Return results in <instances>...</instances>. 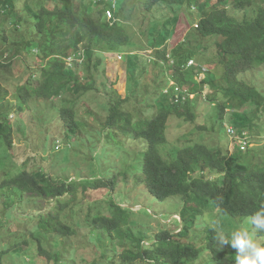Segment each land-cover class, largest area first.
I'll return each instance as SVG.
<instances>
[{"label":"trees","instance_id":"trees-1","mask_svg":"<svg viewBox=\"0 0 264 264\" xmlns=\"http://www.w3.org/2000/svg\"><path fill=\"white\" fill-rule=\"evenodd\" d=\"M169 3H177L189 14L191 9L194 10V17L189 19L192 33L197 38H208L214 44V58L221 67L219 76L208 73L203 80L196 82L187 67L188 62L208 45L203 44L202 48L197 42L191 46L186 40L167 47L171 30L165 29L164 24H174L177 19L176 16L170 20ZM101 5L102 10L94 15L93 7ZM0 9L13 23L10 36H5L4 32L0 36L9 42V50L15 51L11 57L22 51H35L38 62L36 74L27 73L28 65L20 60L18 76L10 81L5 78L17 99L16 108L24 112L30 109V102L43 101L52 116L56 115L63 122V138L67 142L86 138L90 139L88 144L95 140L97 144L104 141L106 144L123 142L127 145L141 139L145 146L141 147V173L134 178L135 183L143 185L159 201L180 196L183 202L179 212L180 231L161 230L150 245L143 246L144 234L133 231L130 215L113 199L104 204L98 201L84 210L75 208L81 204L76 199L79 188L81 192L105 188L111 194L122 180L119 177H126L128 172L115 171L101 177L68 181L55 180L41 169L29 170L25 164L13 172L0 169V194L4 196L8 209L25 194L56 203L54 211L47 216L40 215L36 231H30L36 253L45 264H68L62 260L60 251L51 252L44 243L50 234L75 235L74 226L68 222L71 216L74 218L82 211L85 212L82 218L84 227L114 240L116 251L112 257L101 253L81 264H195L200 248L186 239L194 223L192 216L224 214L251 220L264 205V155L258 156L248 147L241 150L236 144V151L230 152L227 142L207 145L204 141L189 138L178 143L177 149L164 158L159 145L167 142L169 118L194 122L197 116L189 105V98L176 101L173 85L165 84L163 76L142 83L149 62L154 59L152 63L158 72L163 68L162 64L167 65L172 81L194 96L201 94L207 85L211 93L206 96L215 105L214 120L222 121L224 128L228 124L241 133L244 129L257 127V120L264 122L261 117L264 114V93L241 79L240 74L264 65V0H115L114 7L110 0H96L94 5L92 0H36L34 3L24 0L22 15L15 8V0H0ZM229 9L241 12V17H236ZM108 10L112 13L110 20L105 15ZM134 12L141 14L142 19L148 16V27L143 32V35L147 33L145 49H152L154 57L138 53L127 93L122 96L112 89L108 93L105 117L96 120L97 128L88 129V124L77 118L76 106L82 95L95 88L90 69L99 66L100 53L123 52L132 46V35L124 21L133 17ZM159 24H162L161 28L155 31ZM21 27L23 29L18 33ZM80 51L84 61L67 65L65 59ZM123 55L127 70L129 52ZM93 57L96 61L92 63ZM10 64L11 58L6 62L1 59L0 70H8ZM1 92L0 83V142L11 150L13 126L8 120L10 109L1 103L8 93L2 95ZM228 107L230 112L225 116ZM225 118L228 121L224 122ZM195 128L206 129L204 126ZM75 226L79 227L80 223L76 222ZM213 228L210 224L205 227V247L212 259L218 260L236 252L230 245L221 248L215 240L217 230L215 232ZM26 243V240L20 241L21 246ZM5 253V249L0 250V264H3Z\"/></svg>","mask_w":264,"mask_h":264},{"label":"rangeland","instance_id":"rangeland-1","mask_svg":"<svg viewBox=\"0 0 264 264\" xmlns=\"http://www.w3.org/2000/svg\"><path fill=\"white\" fill-rule=\"evenodd\" d=\"M22 1L24 0H15V8L20 15H22V12H20ZM35 1L27 0L28 3H34ZM95 1L92 0V5ZM176 4L169 3L170 6L167 7V12L171 15V21L177 16L174 24H164L165 29L169 28L171 30L166 40L167 47L171 48L176 43L186 40L191 46L197 42L201 44L202 48L203 44L208 45L207 49L203 48L194 60L188 62L187 67L190 69L188 70L193 74V80L196 82L203 80L208 76V73L219 76L221 67L214 58V44L208 38H197L192 33L190 23H192L191 20L194 17V10L191 9V14H189L188 11L184 10V7L180 9L181 7ZM102 8L103 5L94 6L93 14L97 15ZM229 12L236 17H241L239 11L229 9ZM185 15L187 18H185ZM8 18V14L0 9V36L4 35L3 32L5 36H10L13 23ZM148 21V16L142 19V15L136 12H134L133 17L125 19L124 25L132 35V41L134 42L132 46L126 47L123 52L100 53L98 56L99 66L96 69H90L94 75L95 88L82 95L76 106L77 118L81 121L84 120L88 124V129L91 127L97 128L96 120L105 117L108 93L112 89L122 96L127 93L128 81L133 77L138 53L154 57L152 49H145V46H147V33L143 35V32L148 27ZM161 26L162 24H159L155 31ZM22 29V27L19 28L18 33ZM8 43L0 37V54L4 52V56L0 60L3 59L6 62L8 58H11L8 70H4V68L0 70V83L1 94L4 95L6 91L8 93L6 99L1 103L4 107L10 109L8 120L13 126V149L8 150L0 142V169L13 172L22 168L25 164L29 170L41 169L50 174L55 180L68 181L101 177L108 173L114 174L115 171L128 172L126 177H119V180L122 179L123 181L118 182L117 187L111 194L105 188L87 189L85 192H81L82 190L79 188L76 199L81 204L75 205V208L79 207L84 210L98 201H102L104 204L106 200L113 199L118 205L125 208L127 214L130 215L133 231H140L144 234L143 246L150 245L155 234L161 230L172 233L180 231L182 224L179 212L183 206L182 198L180 196H169L165 200L159 201L143 185H137L134 181V178L141 173V152L145 146L141 139H136L135 142H129L127 145L123 142L106 144L104 141L97 144L95 140H91V143L88 144L87 140L90 141V139L86 138L83 141L75 139L67 142L63 138V122L56 115L55 117L52 116L43 101L30 102V109L24 112H20L16 108L17 99L12 94V88H10L5 78L10 81V79L18 76L17 69L20 60L28 65L27 73L32 71L36 74L35 70L38 62L35 51L30 53L22 51L20 55L11 57L12 53L13 55L16 53L14 50H9ZM124 52H129L127 70ZM78 59V62L81 61L80 63L84 61L82 57ZM153 60L149 62L142 83L156 78L160 79L163 76L164 83L171 86L173 81L168 66L162 64L163 68H159L158 72L157 68H154ZM95 61L96 57H93L92 63ZM73 65L74 61L70 66ZM191 68H193L192 71ZM81 69L85 70L82 65ZM4 71L5 73H3ZM240 77L264 93V65L240 74ZM209 93L211 91L205 85L201 94L195 96L191 94L189 96V105L197 116L194 122H186L175 117L169 118L167 142L159 145V151L164 158L168 153L177 149L178 143L189 138L204 141L207 145H220L227 142L229 151H236L237 143L226 134L224 123L220 120H214L215 105L208 100L206 95ZM228 112H230L229 107L225 109V116ZM261 117L264 118V114ZM260 120H257L258 128L244 129L249 135L250 144L248 149L256 152L258 156L264 155V122ZM226 121L228 120L225 118L224 122ZM213 124L214 129H212ZM196 126H204L206 129L201 131L196 129ZM256 160H258V157H256ZM3 200L4 196L0 194V250H6L3 255V264H45L43 258H39L36 253L37 248L31 239L30 231H36L35 225L40 215L47 216L54 211L56 203L54 200L25 194L16 199L15 204L8 209ZM84 213L82 211L74 218L70 217L68 223L74 226L75 235L63 237L50 234L44 243L47 250L51 252L60 251L62 260L68 261V264H81L83 261L99 257L101 253H106L112 257L114 251H116L114 240H109L105 236L98 235L97 231L84 227L85 224L82 220ZM215 215L210 217L204 213L192 216L194 223L189 229L186 239L200 248L199 257L195 264H236V252L218 260L212 259L205 247V227L210 224L217 232L223 231L226 234L240 228L251 231L250 219L249 217L232 218L224 214ZM79 216L81 219H79ZM76 222L80 223L79 227L75 226ZM254 239L264 244V234L258 235L256 233ZM22 240L27 241L26 245L21 246L20 241ZM58 264H62V262Z\"/></svg>","mask_w":264,"mask_h":264},{"label":"clouds","instance_id":"clouds-1","mask_svg":"<svg viewBox=\"0 0 264 264\" xmlns=\"http://www.w3.org/2000/svg\"><path fill=\"white\" fill-rule=\"evenodd\" d=\"M250 224L251 231L240 228L230 234L223 231L216 233L215 240L221 248L230 245L236 250V264H264V244L254 239V234L264 233V205L252 215ZM213 229L216 232V229Z\"/></svg>","mask_w":264,"mask_h":264},{"label":"built area","instance_id":"built-area-1","mask_svg":"<svg viewBox=\"0 0 264 264\" xmlns=\"http://www.w3.org/2000/svg\"><path fill=\"white\" fill-rule=\"evenodd\" d=\"M110 3L112 5V7L115 6V0H110ZM105 15H106V18L108 20H110L112 18V13L109 10L106 11ZM118 55L121 56L120 54H118ZM80 57L83 58L82 51H80L76 55L68 56L65 60H66L67 65L69 63L71 65V63L73 61H79L78 58H80ZM172 85L174 87L173 91L175 94L176 101L186 100L192 94V93L188 92V90L186 88L181 87V86L175 84L174 82L172 83ZM225 132L228 136L232 137L235 140V142L239 145L241 150H245L249 146V140H248L249 135H247V133L245 131H242L241 133H237V131L231 125L225 124Z\"/></svg>","mask_w":264,"mask_h":264}]
</instances>
